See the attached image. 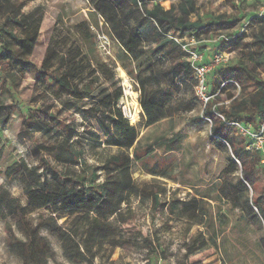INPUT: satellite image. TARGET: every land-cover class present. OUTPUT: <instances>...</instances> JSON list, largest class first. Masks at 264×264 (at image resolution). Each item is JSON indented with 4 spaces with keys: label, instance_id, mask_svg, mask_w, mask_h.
<instances>
[{
    "label": "rangeland",
    "instance_id": "374dc122",
    "mask_svg": "<svg viewBox=\"0 0 264 264\" xmlns=\"http://www.w3.org/2000/svg\"><path fill=\"white\" fill-rule=\"evenodd\" d=\"M14 1L23 5L24 13H34L41 21L39 43L30 59L33 64L39 67L49 48H54L58 53L74 50L79 55V51L85 52V22H88L96 35L95 42L100 56L114 70L117 87L123 90L124 96L118 107L130 124L139 129L140 138H146L144 144L148 145L158 137H172L177 133L183 137L178 151L164 154L156 149L145 160L149 166L159 163L161 167L169 169V178H154L140 167L134 174L136 186L148 192L154 189L163 192L160 204L155 205L151 198H134L133 214H126L128 223L120 226L113 222V229L108 237L103 239L102 245L94 246L92 254L88 255L89 262L84 264H264V244L261 241L264 226L261 230L258 229L249 217V208L259 214L251 204L257 193L250 189L249 207L244 199L240 200L234 195V183L227 174L228 158L234 159L232 149L228 146V152L225 153L217 147L215 140L219 139L212 135V122L206 119L205 107L196 97L193 85L172 80L171 66L181 52L170 49L156 56L152 55L153 61L150 64L146 58L142 59L139 66L133 65L138 70L135 74L140 79L137 81L122 68L121 48L107 35L103 19L98 17L99 28L93 25L96 17L91 14V0ZM200 1L203 2L200 9L203 20L210 21L213 17L224 16L227 19L225 23L233 22L234 25L221 32L227 36L238 34V45L234 43L235 40L215 44L213 40L219 35L217 32L208 34L196 46L198 51L205 53L207 60L217 52L230 54L229 62L213 73L209 85L211 95L217 93L212 103L228 106L232 96L240 95L241 88L238 85H225L224 76L232 73L233 67L240 62L248 66L258 80L264 83L263 46H253L250 50L246 48L255 41L259 32H264V16L254 18L261 14L264 0ZM178 3L179 0H168L161 5L169 9ZM192 19L195 20L196 16L193 15ZM129 29L133 35L138 36L140 47L145 52L156 48L152 27L132 19ZM248 52L254 55L253 61L245 55ZM138 54L142 56L140 52ZM149 55V52L145 53V56ZM143 87L148 92L158 93L159 101L173 115L171 121L146 126L140 105ZM35 91L33 76L28 75L17 90H1L0 93L1 103L16 105L10 120L6 124L0 122V192L17 200L16 205L8 207L0 215V264H77L71 261L73 245H65L46 226L50 211L36 209L29 214L21 211L28 205L23 178V172L27 168L41 174L42 181L47 177L51 185L54 183L51 170L44 161H49L60 173L67 168L57 159V149L54 155L51 154L49 148L56 145L55 139L41 134L30 138L21 135L22 116L34 107L31 98ZM134 114L137 116L135 124L131 118ZM68 117L69 122L78 129L75 142L85 150L84 158L88 165L99 166L88 149L90 144H96L95 151L98 153H116L118 148L106 145L107 138L95 121L85 122L76 115ZM90 132L100 136L101 144L91 137ZM241 138L244 141L243 147L247 149L252 142ZM99 174V182H104V173L100 171ZM238 175L241 177V171ZM260 186L259 192L264 196V177ZM206 195H210L211 200L205 198ZM219 214L227 217L226 225H219ZM64 221L58 223L60 232L68 231L84 253L87 223L80 224L81 222L72 220L61 226ZM199 233L203 234L208 247L198 250V246H192L191 250L197 253L191 254V240ZM17 240L23 243L22 256L15 248Z\"/></svg>",
    "mask_w": 264,
    "mask_h": 264
},
{
    "label": "trees",
    "instance_id": "16d2710c",
    "mask_svg": "<svg viewBox=\"0 0 264 264\" xmlns=\"http://www.w3.org/2000/svg\"><path fill=\"white\" fill-rule=\"evenodd\" d=\"M165 1L168 0H91V14L96 17L93 25L99 28L98 17L103 19L107 35L121 48V66L132 79H140L136 76L138 70L133 65L139 66L144 58L150 64L153 61L152 55L175 49L181 54L172 63L171 78L180 84L193 85L194 89L195 80L186 54L176 41L168 38V34L171 33L177 39L202 40L208 34L229 29L234 23H225L227 19L224 16L213 17L210 21L203 20L200 12L203 2L200 0H179L177 5L169 9L161 5ZM193 15L196 16L195 20L192 19ZM132 19L153 28V42L156 45L154 50L145 52L140 47L138 36L133 35L129 29ZM85 25V52L79 51V55L74 50L58 53L54 48H49L38 67L30 59L39 43L41 21L34 13H24L22 4L14 0H0V93L1 90H17L26 76H33L36 91L31 101L34 107L23 113L21 135L30 138L41 134L55 139L56 145L49 148L51 154L54 155L57 149V159L67 167L60 173L49 161H44L51 170L53 185L48 182L47 177L42 181L41 174L27 168L23 172V178L28 205L21 211L24 214L36 209L50 211L46 226L65 245H73L71 261L77 264L89 262L88 255L92 254L95 245L103 244V239L113 229V222L120 226L128 223L127 216H131L134 211V198H151L155 205L160 204L163 192L158 189L148 192L136 186L134 174L140 167L154 178H169V169L161 167L159 163L149 166L145 160L156 149L164 154L178 151L183 142L182 135L177 133L172 137L162 136L150 141L148 145L144 144L146 138H140L139 129L130 124L118 107L124 96L123 90L117 87L114 70L99 54L96 35L90 29L91 24L85 22ZM238 41L236 38L234 43L238 45ZM260 45L264 48L262 31L246 48L250 50L253 46ZM148 52L151 55L145 56ZM245 55L254 60L252 53ZM224 81L225 85L231 87L238 85L241 88L240 95L232 96L228 106L208 103L204 106V115L212 122V135L219 139L215 140L217 147L225 153L228 152V146L232 149L234 159L228 158L227 174L232 177L234 195L240 200L244 199L249 207L250 189L257 193L251 204L259 214L249 208V217L261 230L264 226V196L259 192L264 175L261 157L259 152L243 147L242 136L235 127L228 124L239 122L252 124L257 128L264 121V83L241 62L233 67L232 73L224 76ZM141 95L140 105L147 127L173 119V115L165 109V104L159 101L158 93L148 92L143 87ZM15 107L16 105H5L0 101V122L6 124ZM70 115L79 116L85 122L95 121L107 138L106 145L118 148L116 153H98L95 151L96 144H90L88 149L99 166L88 165L84 158L85 150L75 142L79 132L69 122ZM90 133L101 144L100 136ZM100 171L104 173V182H99ZM240 171L241 177L238 175ZM205 198L211 200L212 197L206 195ZM16 203L17 200L7 193L0 192V215ZM226 219L223 214L217 216L219 225H226ZM61 220H65L61 226L72 220L79 221L80 224L87 223L84 253L68 231L60 232L58 223ZM261 238L264 244V236ZM192 246H198V250L208 247L202 233L194 236L189 246L191 254L197 253L191 250ZM15 248L22 256L23 243L17 240Z\"/></svg>",
    "mask_w": 264,
    "mask_h": 264
},
{
    "label": "built area",
    "instance_id": "2783aa9c",
    "mask_svg": "<svg viewBox=\"0 0 264 264\" xmlns=\"http://www.w3.org/2000/svg\"><path fill=\"white\" fill-rule=\"evenodd\" d=\"M261 10L262 12L259 16H256L257 18H263L264 8ZM217 35L218 36L213 40L215 44L230 43L238 37V34L227 36L222 32H218ZM168 38L176 41L186 54V60L192 70L195 80L194 93L203 105L206 106L215 98V95H211L209 90L211 76L217 69L229 62L230 54L226 52H217L207 61L205 53L198 51L196 48L201 40H196L195 38L177 39L175 36H172L171 33L168 34ZM217 116L222 118L219 114H217ZM228 125L235 127L243 138L252 142L247 150L259 152L261 165L264 168V121L260 123L257 128L250 124L239 122H232Z\"/></svg>",
    "mask_w": 264,
    "mask_h": 264
},
{
    "label": "bare ground",
    "instance_id": "6f19581e",
    "mask_svg": "<svg viewBox=\"0 0 264 264\" xmlns=\"http://www.w3.org/2000/svg\"><path fill=\"white\" fill-rule=\"evenodd\" d=\"M124 74V73H123ZM125 75V74H124ZM131 88V87H130ZM131 90V89H130ZM135 95V93H134ZM136 96V95H135ZM138 96V95H137ZM135 99V98H134ZM137 105V104H136ZM135 109V108H134ZM133 115V114H132ZM132 121L134 122L133 124H135L137 122V116L134 114V116L131 117Z\"/></svg>",
    "mask_w": 264,
    "mask_h": 264
},
{
    "label": "crops",
    "instance_id": "0c3cea01",
    "mask_svg": "<svg viewBox=\"0 0 264 264\" xmlns=\"http://www.w3.org/2000/svg\"><path fill=\"white\" fill-rule=\"evenodd\" d=\"M208 61V60H207Z\"/></svg>",
    "mask_w": 264,
    "mask_h": 264
}]
</instances>
